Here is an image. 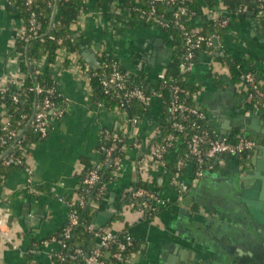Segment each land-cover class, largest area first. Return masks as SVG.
<instances>
[{"label":"crops","instance_id":"1","mask_svg":"<svg viewBox=\"0 0 264 264\" xmlns=\"http://www.w3.org/2000/svg\"><path fill=\"white\" fill-rule=\"evenodd\" d=\"M224 1L214 0L213 8L204 5L203 17L192 21V28L198 30L210 26L216 17L225 24L220 26V35H212L219 47L213 45L198 54L186 81L198 88L193 104L213 135L227 137L235 128H245L258 139L264 137V117L245 103L241 74L252 72L264 88V27L254 15L249 16L251 12L231 13ZM123 2L84 0L72 26L85 41L81 60L79 55H70L66 62V55L59 54L52 66L63 113L51 121L49 133L26 150L25 168H14L0 183V213L10 214L11 238L10 243L0 242V264H54L51 257L59 245L46 238L66 226L69 201L77 196L83 176L99 166L100 133L114 124L129 145L124 147L122 166L112 172L96 206L98 212L116 209L107 225L116 237L119 233L129 236L136 249L127 254L126 261L107 264H242L250 257L251 243L260 236L244 211L239 184L247 170L252 174L244 181L246 185L255 180V174L264 172L263 148L248 154L244 171L238 159L223 156L216 170L193 182L176 202L171 170L158 164L142 166L145 148L133 147L135 139L145 142L159 134L163 113L159 97L152 98L150 112L136 126L127 114L94 101L88 72L95 64L92 56L110 55L125 73L143 72L152 81L169 60V36L159 26L133 18ZM131 2L135 9L142 8V0ZM23 25L15 7L0 0V86L22 75L14 43ZM158 40L163 43L156 50L151 43ZM228 59L236 64L230 65ZM38 64L40 72L48 65L44 57ZM173 158L169 154L167 165ZM184 178L188 179L187 173ZM138 181L165 200V206L152 217L128 202ZM98 245V236L91 235L89 249Z\"/></svg>","mask_w":264,"mask_h":264},{"label":"trees","instance_id":"2","mask_svg":"<svg viewBox=\"0 0 264 264\" xmlns=\"http://www.w3.org/2000/svg\"><path fill=\"white\" fill-rule=\"evenodd\" d=\"M84 0H34L33 9L36 12L38 21L41 24V28L36 36L27 39L25 34H21L15 41V51L18 56L19 71L24 74L22 78V86L16 89L15 86H10V88L3 93L1 98V104L3 105V110L5 111V116L9 118L10 129H14L20 133V136L14 138V141H9L7 145L13 146L8 153L22 161L21 164L11 163L9 165L4 164L2 156L5 154L7 145L0 146V183L5 180V178L10 174L14 168H25L26 161V150L33 143L38 142L41 136L35 131L31 119L35 113V107L42 103V100L48 96L47 90L54 89V93L50 96L55 106H61L62 97L57 92L56 83L52 77V66L56 62L58 52L65 51L66 58L65 61L69 60L70 55H79L84 47L85 41L80 35H77L76 31L72 28L73 24L76 23L79 11L83 8ZM133 0H124V6H127L131 16L135 19L140 18V20L147 26H151L153 23L147 21L143 16L141 17L142 11H148L150 8L149 0H142L143 5L141 9H135L132 5ZM101 4V0H99ZM224 4L227 6L231 13L239 7L244 8V13L251 12L254 17H256L259 22L264 27V8L262 15H260L259 3L255 0H225ZM15 7L19 17L23 20V24L27 26L28 11L19 2L16 1L12 3ZM109 5V3H106ZM213 8L214 0H177L173 6H168L162 2L155 4L156 17H159L164 23V26L157 25L162 29L168 36L169 39L167 44L170 45L171 51L169 60L164 68V73L162 77H157L155 80H149L147 75L143 72L137 74H126V84L130 88H141L145 93L150 94L153 91L158 92V97L161 102L162 108V118L160 120L159 134L153 137L151 140L159 142L162 138L167 135L170 131H173L171 127L172 122L177 120L170 113L172 98V86H177L179 88L178 92V102H182L189 107H195L193 104V93L198 89L196 86L190 85L186 78L188 77L187 71L180 70V63L184 60L185 55V45L183 32L178 26L173 23V14L178 9V7H184L186 13L181 16L180 22L185 26L186 29L192 28V21L198 17H203V6ZM221 19V18H220ZM222 29L220 25L215 21H210V26L205 25L200 33L212 37V35H220ZM213 48V42L210 45L203 44L199 49L195 51V59L198 54L202 51L211 50ZM45 58L47 61L46 68L40 72L39 64L41 58ZM219 58V57H218ZM193 59V61H195ZM220 59V58H219ZM115 60L112 56H107L104 58L105 63H109ZM223 60V59H221ZM116 61V60H115ZM230 65L236 64L235 62L228 59ZM239 69L243 71L241 66ZM109 70V69H106ZM122 70V68H121ZM123 71V70H122ZM90 75V83L93 92V99L105 106L108 109L121 108L120 101L115 98L113 94L105 93L101 87L100 79L103 73L102 67H90L88 69ZM106 72V71H105ZM124 72V71H123ZM235 80H239V76L235 77ZM170 81V83H168ZM39 86L42 88V92H36L34 88ZM264 89V88H263ZM242 93V92H241ZM243 94V93H242ZM14 97L17 100H14ZM126 112L129 116L138 115L146 116L150 112V105L144 104L137 99H131L127 106H124ZM263 107L260 109L263 111ZM1 116H0V137H5L6 133L1 129ZM183 131L180 132L175 142V146L167 150L166 153L173 151L175 157H184L186 155V140L189 135L196 130H205L210 135H213L210 128L207 127L205 120L197 115L189 114L184 121ZM200 127V128H197ZM50 127V125H49ZM241 132V128H235L232 130L226 138L230 142H235L236 136ZM49 133V128L47 134ZM46 134V135H47ZM118 139H116V147L111 152L110 156L107 155L106 149L111 145V139L101 134L98 151H99V166L96 168L101 177V180L96 187V191L91 197V201L87 204V200L90 197L94 188L90 189L88 192L85 191L86 187L81 183L78 190V194L85 195L86 203L84 206H76V210L79 214V224L74 227L71 231L70 238L64 237V231L67 227L61 228L56 234L49 236L46 240L55 238L59 245V253L54 254L51 260L54 264H83L84 253L90 252L89 249V239L91 235L96 236V233H104L110 230L109 225L104 228L96 230L92 233L90 227H92V221L96 214L98 213V208L96 203H98V195L100 193L101 186H105L112 179V172L115 169L114 162L107 167L109 159L111 157L118 158L120 160L124 157V147L129 145V140L122 136L119 132L117 133ZM251 137L250 135H248ZM104 148V149H103ZM249 152L241 153L238 156V163L242 171L247 169ZM8 155V156H9ZM194 163V159L191 158ZM214 164V161H212ZM169 171L172 168V164L167 165ZM217 165L214 164V170H216ZM137 188H147V185L141 181H138ZM131 205L136 202L133 198L128 201ZM137 207V206H132ZM161 208L154 207V209H145V216H154ZM120 217L117 215L116 218ZM107 227V228H106ZM92 233V234H91ZM126 235L119 233L115 241H111L109 246L103 250L102 258L106 262L115 261L113 254L117 250V245L120 242H126ZM45 241V240H43ZM42 243V241L40 242ZM65 243L66 246L62 247ZM136 249V243L132 240V243L127 246L124 251V255L133 252ZM80 250V252H77Z\"/></svg>","mask_w":264,"mask_h":264},{"label":"built area","instance_id":"3","mask_svg":"<svg viewBox=\"0 0 264 264\" xmlns=\"http://www.w3.org/2000/svg\"><path fill=\"white\" fill-rule=\"evenodd\" d=\"M9 3H14L19 1L28 11V20L27 26L23 25V31L21 34H25L27 39L33 38L36 36L41 28V24L37 19L36 12L33 9L34 0H7ZM259 3L260 15H262L264 8V0H255ZM162 2L168 6H173L177 0H149L150 8L148 11H142L141 17L143 16L147 21H151L155 25L164 26L165 23L154 15L155 13V4ZM186 13L184 7H178V9L173 14V23L180 28L183 32L184 45H185V55L184 60L180 63L179 67L181 71H189L190 67L194 64L195 61V51L199 49L203 44L210 45L212 43L213 37L205 36L200 33L198 29H186L185 26L180 22L181 16ZM244 13V8L239 7L235 14L239 15ZM220 26L225 24V21L216 17L214 19ZM59 54L66 55L65 51H59ZM76 55V54H74ZM62 56V55H60ZM57 59L56 61L58 60ZM106 58L104 55L96 58L95 67H102L103 73L100 79L101 87L105 93H110L115 96L116 99L120 101L121 108H115L123 114H127L128 121L132 126H136L141 116L133 115L129 116L126 112L124 106H127L131 99H137L144 104H149L152 98L158 97V92L153 91L150 94L145 93L141 88L134 87L130 88L126 84V74L121 70V66L117 60H112L108 64L103 60ZM37 64L39 61L36 62ZM109 69V70H106ZM106 71V72H105ZM164 71L158 76L162 77ZM22 78L24 75H20L18 78L8 80L0 86V108L3 109L1 104V98L3 93H5L10 86H15L16 89L21 88L23 82ZM243 86L246 89L244 96L245 103L249 108L260 112V109L264 104V89L256 81L254 74L252 72L246 71L241 74ZM5 81V80H3ZM170 83V81L168 82ZM172 102L170 113L174 117H177L180 121H173L171 127L173 131H170L165 135L162 140L159 142L147 140L141 142L140 140L135 139L133 141V147L137 150H143L141 163L143 165L149 164H158L163 167L167 166V157L169 154L174 155L173 160L168 163L172 164L170 171V185L173 187L175 192V201L179 202L182 198L189 192L191 184L199 179H202L207 175V173L214 170V164L217 165L218 161L223 157L229 155L232 158L238 159V156L244 152H251L256 147L264 148V142H261L258 139L249 137L248 133L243 128L240 133L237 134L235 142H230L224 137H217L210 135L205 130H196L189 135V138L186 140V155L184 157H175L173 151L166 153L167 150L175 146L177 141V134L183 131L182 121L186 119L189 114L197 115L202 117V113L196 107H189L182 102H178V92L179 88L177 86H172ZM36 92H42V88L35 86ZM54 93V89H48L47 94L42 103L35 107V113L31 119L33 127L36 132H38L42 137L46 136L47 130L51 121L54 118H59L62 115V109L60 106L56 107L55 103L52 101L50 96ZM14 100H17L14 97ZM264 117V109L261 111ZM5 111L2 110L1 114V129L6 133L5 137H0V146H5L9 141H14V138L20 136V133L14 129H10L9 118L5 116ZM197 128H200L197 126ZM119 132V126L114 124L110 129H104L101 131L100 135L103 134L106 137L111 139V145L106 149L107 155L110 156L111 152L116 147V139H118L117 133ZM177 134H176V133ZM9 144L6 147V152L2 156L3 162L6 165L11 163L21 164L22 161L12 155H9L11 148ZM104 149V148H103ZM9 155V156H8ZM194 159V163L191 160ZM214 161V164H212ZM109 162H114L115 169L118 171L122 166V160L118 158L111 157ZM108 162V163H109ZM110 164V165H111ZM189 168V170H188ZM188 174V179L184 178L185 174ZM101 177L98 173V170L94 168L93 170L88 171L82 178V184L86 187L85 191L88 192L90 189L97 187ZM104 189V185L101 186L100 191ZM133 198L136 200L131 206H137L136 209L143 213L145 209H154V207H163L165 206V200L159 198L154 192L148 190L147 188H137L133 193ZM132 198V199H133ZM86 203L85 195L77 193L75 198H72L68 203L69 215L67 227L64 231V237L70 238L71 231L74 227L79 224V214L76 210V206H84ZM92 232L94 231L93 226L90 227ZM94 233V232H93ZM98 236L99 245L98 247L92 249L88 256H84L83 264H106L102 258V252L106 249L111 241L116 240L115 234L108 230L104 233H96ZM11 242L10 238V214L6 211L0 213V242ZM50 241H56L55 238H51ZM126 242H120L117 245V250L113 254V257L117 262H124L127 260V255H124V251L127 246L132 243V240L129 236H126ZM46 242V241H44ZM57 242V241H56ZM66 244L63 243L62 247H65ZM77 252H80L78 250ZM56 252L55 254H58Z\"/></svg>","mask_w":264,"mask_h":264},{"label":"water","instance_id":"4","mask_svg":"<svg viewBox=\"0 0 264 264\" xmlns=\"http://www.w3.org/2000/svg\"><path fill=\"white\" fill-rule=\"evenodd\" d=\"M249 16H253V13ZM212 42L214 46L219 47V42L216 37H213ZM162 43L163 42H161V40H158L153 41L151 44H153L157 50L158 48H161ZM83 55H85V53H83ZM92 58L94 61L96 60L95 56H92ZM93 67H95V64H93ZM259 140L264 142V137H259ZM227 157L230 156L227 155ZM110 164L111 162H109V165ZM250 174H252V171L247 170L245 172V176L241 178L242 181L239 184L241 189V202L244 206L245 213L250 216V222H252L253 226H255V230L259 232L260 236L251 243L249 247L250 257L248 259H243L242 264H264V172L260 176L255 174V180L246 185L244 181L249 179ZM95 191L96 187H94L90 197L88 198L87 204L90 203L91 197ZM115 213L116 209H101L92 221L94 228L93 232L107 226L110 220L113 219ZM84 256L87 257L88 252H85Z\"/></svg>","mask_w":264,"mask_h":264}]
</instances>
